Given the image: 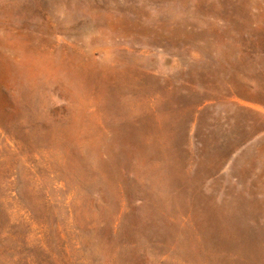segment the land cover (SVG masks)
Returning a JSON list of instances; mask_svg holds the SVG:
<instances>
[{
	"label": "rangeland",
	"instance_id": "obj_1",
	"mask_svg": "<svg viewBox=\"0 0 264 264\" xmlns=\"http://www.w3.org/2000/svg\"><path fill=\"white\" fill-rule=\"evenodd\" d=\"M0 264H264V0H0Z\"/></svg>",
	"mask_w": 264,
	"mask_h": 264
}]
</instances>
